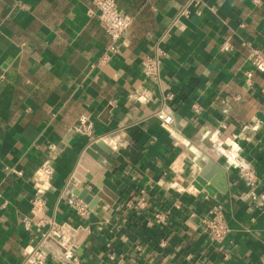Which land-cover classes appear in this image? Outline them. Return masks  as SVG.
Instances as JSON below:
<instances>
[{
  "label": "crops",
  "instance_id": "crops-1",
  "mask_svg": "<svg viewBox=\"0 0 264 264\" xmlns=\"http://www.w3.org/2000/svg\"><path fill=\"white\" fill-rule=\"evenodd\" d=\"M189 3L116 0L132 24L103 60L111 41L94 0H0V264L41 241L23 226L36 196L59 226L82 229L67 249L81 264H264V75L250 59L264 53V0H201L200 15ZM160 44L146 77L142 59ZM98 140L111 149L103 198L75 178ZM237 157L260 181L250 197ZM210 162L213 195L193 185ZM85 190L97 200L81 219L69 203ZM218 208L222 241L208 230Z\"/></svg>",
  "mask_w": 264,
  "mask_h": 264
},
{
  "label": "built area",
  "instance_id": "built-area-1",
  "mask_svg": "<svg viewBox=\"0 0 264 264\" xmlns=\"http://www.w3.org/2000/svg\"><path fill=\"white\" fill-rule=\"evenodd\" d=\"M200 4L201 0H190L189 3V6L197 9V15H200ZM94 5L97 10V19L99 24L108 34L111 41L107 52L103 57V60H107L110 58L111 54L117 52L119 42L125 33H127V31L130 29L132 20L129 16L119 11L116 0H94ZM188 14L189 11L187 7L183 10L182 15L187 16ZM224 49L227 50L228 47H224ZM163 56L164 50L162 49L161 44L154 47L144 56L141 66L146 77H156L158 75L160 62ZM250 59L254 67V71L264 75V53L258 49H251ZM247 77L251 78L252 73H248ZM249 81L251 80L249 79ZM169 98L171 99L172 96ZM194 110L196 113H198L196 107H194ZM155 116L165 128L170 127L173 123L172 115H170L164 109L157 111ZM89 129H91L90 125L87 126V130ZM232 165L233 170H235L240 181H242L247 191H249L247 196L250 197L251 194H253V191L260 185V181L255 170L249 167L243 161H240L238 157ZM143 204L144 200H141L137 203L139 207H142ZM30 205L31 216L25 220L23 224L24 229L32 235L41 233L42 238L34 249L24 254L21 264H48L52 255L43 250V244L45 243L46 239L51 237L64 246L67 245V243H62L67 240L68 233L64 228L55 223L53 219L48 218L45 215L47 210V200L44 197H34L31 200ZM69 206L76 216L80 217L81 219L85 218L88 214V205L82 201H71ZM216 211L217 217L215 221L208 225V230L213 240L222 241L226 229L225 220L220 208H218ZM155 217L159 224H166V219L162 215L157 214ZM47 227L48 229H46ZM67 251L65 253V257L67 256L66 259L69 261V264H81L77 257H71Z\"/></svg>",
  "mask_w": 264,
  "mask_h": 264
},
{
  "label": "water",
  "instance_id": "water-1",
  "mask_svg": "<svg viewBox=\"0 0 264 264\" xmlns=\"http://www.w3.org/2000/svg\"><path fill=\"white\" fill-rule=\"evenodd\" d=\"M101 148L104 149V151L106 152L105 154L102 153ZM110 151L111 149L107 147L104 141L102 140H98L92 143L90 147L82 154L76 169L75 178L79 180L86 178L91 182V184L96 185L97 188L101 190V193L97 195V198H103V194L107 193V189H105L101 183V178L106 172L108 166L106 159ZM49 164L50 163L48 162L44 166L43 171L37 177L40 184L47 179V170ZM212 166L213 164L211 162L208 163L201 170L193 184L198 190L205 189L211 195L215 193V189L212 185H208L206 181L208 178V170H210ZM85 170H87V173H85ZM42 189L45 190V186ZM75 194L85 204L90 205V207H92L97 200H93L87 190L83 192H76ZM64 229L75 238L72 244H67L63 246L51 237L47 238L45 243L43 244V250L47 253H50L56 261H65V253L67 249H69L71 246H78L81 243L80 235L81 233H83L82 229L76 230L68 225H66Z\"/></svg>",
  "mask_w": 264,
  "mask_h": 264
}]
</instances>
